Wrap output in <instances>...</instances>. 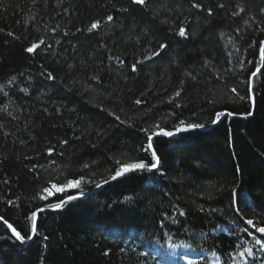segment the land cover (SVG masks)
<instances>
[{
  "label": "trees",
  "instance_id": "16d2710c",
  "mask_svg": "<svg viewBox=\"0 0 264 264\" xmlns=\"http://www.w3.org/2000/svg\"><path fill=\"white\" fill-rule=\"evenodd\" d=\"M238 6L247 14L232 16ZM262 7L264 0H0V215L22 235L30 210L46 203L33 197L49 180L100 183L116 160L148 158L141 127L205 125L154 140L160 165L151 174L94 192L86 185V197L45 211L32 240L9 238L0 222V264H264L243 231L254 232L247 219L264 226V82L256 81L254 107L244 84L264 41ZM96 20L102 27L88 32ZM40 39L36 54L24 50ZM161 43L168 47L145 59ZM220 111L235 115L211 123Z\"/></svg>",
  "mask_w": 264,
  "mask_h": 264
},
{
  "label": "snow or ice",
  "instance_id": "6c2138e0",
  "mask_svg": "<svg viewBox=\"0 0 264 264\" xmlns=\"http://www.w3.org/2000/svg\"><path fill=\"white\" fill-rule=\"evenodd\" d=\"M149 0H132V3L138 6H148ZM192 7L196 9H200L203 7L200 3H192ZM220 8H224L225 6L223 4L219 5ZM208 12V15L211 16L213 14L212 9L208 8L206 9ZM260 13H264V7L260 8ZM242 13L247 14V9L243 6H238V11L233 12L232 16H240ZM107 21L111 22L113 21L114 17L112 15L107 16ZM255 19L254 17L252 18ZM246 24H248L249 27H251V24L249 21H245ZM102 27V23L100 20H96L95 22H92L90 26L87 28L88 32H94L95 30H98ZM3 29H0V32H2ZM246 31V30H245ZM260 31L264 33V28H261ZM236 34L243 39V33L240 28L235 29ZM178 34L181 37H187L189 35L188 29L185 26H180L178 28ZM9 35H13L12 33H9ZM221 35H224V33H221ZM16 39H19V37H16ZM231 37L229 38L231 42ZM41 45H45V41L43 39L38 40L37 42H33L30 44V46L26 47L24 50L27 53L30 54H36L37 50L41 48ZM168 47L167 44L161 43L159 45V50L152 52L151 55L146 56L145 59L151 60L153 57H158L160 53L165 50ZM249 48L257 47L255 43H250L248 45ZM244 51H248V48H245ZM257 54H258V64L254 68L253 71L250 72L248 79L244 81V84L246 85V91H247V99L250 102V104L254 107L256 102V96H255V89H256V81L260 80L261 82H264V72H262V69H264V41H260L259 46L257 48ZM231 56V53H229ZM118 60L119 63L123 64V60H119V58H115ZM140 63H143L141 61ZM249 64L252 63L251 60L248 61ZM243 67V65H242ZM131 70L133 72L137 71V65L132 64ZM41 75H45V73H41ZM191 75V73H189ZM94 79H98V77H93ZM47 79L54 80L55 77L49 72L47 73ZM11 82V81H10ZM26 91V90H25ZM232 93H235L239 95L237 92V89L233 87L231 89ZM181 95V91H177L175 93V97H179ZM240 99H245V97H240ZM136 103H141L140 100H137ZM179 107V105H177ZM115 115V113H113ZM235 113L229 112V111H220L216 113L215 119L211 121V123H217L222 117L226 116H233ZM245 116V118L252 116L253 112L250 110L247 113L242 114ZM117 120H120L119 116H115ZM122 123H124L122 121ZM205 127L204 124H198V123H185V121L180 120L179 124L174 127V130H165L160 126L159 123L151 126L150 128H144L141 127L140 131H142L145 135L146 145L142 146L140 151L142 153H145L147 155V159H136V158H128L126 160H116L115 164L116 167L114 168V174L110 175L107 179L102 180L100 183H95L93 180L87 179L83 175H79L76 178H69L64 177V180L60 182L59 184L54 182L53 180H49L47 182V186L43 187L40 190V193L33 197L34 200L44 201L43 206H35L30 210V213L25 217L26 221L30 223V231L27 235H22L21 231L17 230L16 227L13 226L12 223H10L3 215H0V222L6 227V230L10 232L9 238H14L15 240L19 241L20 243H25L29 240H32L35 236H37L38 233V219L41 214H43L45 211H53V212H60L62 211L66 205H68L70 202L77 201L81 198H84L88 195L84 191V186L86 185H93L95 188H101L103 185L109 184L111 181H116L120 178H125L133 174L143 175L145 173L151 174L153 170H157L160 165V156L157 154V148L154 146V140H156L159 137H173L181 132L186 131H193L196 129H200ZM60 143L68 144V140L60 141ZM47 153L49 157H52L55 147L50 146L47 148ZM60 155L62 156L63 153L61 152ZM55 160H52V163L55 164ZM85 168L89 167L88 165L84 166ZM75 191V194H69V195H63L70 191ZM56 194H61L59 196V202H53V197ZM8 204L15 205V201L8 200ZM203 211V209H201ZM211 211H216L215 209ZM237 211L239 209L237 208ZM180 215H185V212L183 210H180ZM245 223L249 226H251V229L254 230V232L249 233V230L247 228H244L243 231L245 233H248L253 236L254 238V245L259 246V249L262 253H264V226H258L257 222L253 219H247ZM256 233H259V236H256ZM203 235V233L201 234ZM45 240L47 237H43ZM5 239L4 236H0V240ZM175 247V245H173ZM247 253L249 255L252 254V248H248ZM108 252H105V255H107ZM215 255V253H213ZM241 256L244 255V253H240ZM189 264H196L195 261H189ZM255 264V262H253Z\"/></svg>",
  "mask_w": 264,
  "mask_h": 264
},
{
  "label": "bare ground",
  "instance_id": "6f19581e",
  "mask_svg": "<svg viewBox=\"0 0 264 264\" xmlns=\"http://www.w3.org/2000/svg\"><path fill=\"white\" fill-rule=\"evenodd\" d=\"M97 188H95L94 190H92L91 192H94Z\"/></svg>",
  "mask_w": 264,
  "mask_h": 264
},
{
  "label": "water",
  "instance_id": "95a60500",
  "mask_svg": "<svg viewBox=\"0 0 264 264\" xmlns=\"http://www.w3.org/2000/svg\"><path fill=\"white\" fill-rule=\"evenodd\" d=\"M197 130H202V129L200 128V129H197Z\"/></svg>",
  "mask_w": 264,
  "mask_h": 264
}]
</instances>
